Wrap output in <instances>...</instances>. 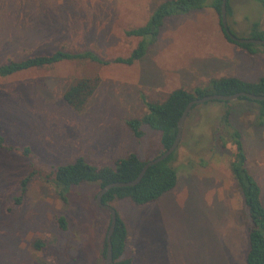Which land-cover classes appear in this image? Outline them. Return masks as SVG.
<instances>
[{
	"label": "rangeland",
	"instance_id": "1",
	"mask_svg": "<svg viewBox=\"0 0 264 264\" xmlns=\"http://www.w3.org/2000/svg\"><path fill=\"white\" fill-rule=\"evenodd\" d=\"M164 1L0 0V64L62 46L105 60L127 57L143 38L126 31L146 24ZM213 2L167 17L156 42L132 65L65 60L0 76V133L31 154L0 148V264H105L101 251L111 214L97 205V186L73 189L66 203L37 173L23 202L14 204L22 178L78 157L95 165H113L132 152L151 160L162 151L160 134L146 128L139 141L125 122L147 112L143 94L162 100L174 89L193 91L215 77L264 76V44L250 53L230 42ZM229 2L228 22L237 36L249 37L254 22L264 30L257 0ZM83 77L100 81L76 110L63 96ZM227 109L264 203V126L255 125L256 105L238 99L199 104L187 117L173 161L177 186L146 205L128 198L111 203L127 225L134 264H245L249 218L230 170L232 149L220 141L219 121ZM32 164L37 166L30 169ZM58 214L68 221L65 231L55 221ZM36 240L43 248H35Z\"/></svg>",
	"mask_w": 264,
	"mask_h": 264
},
{
	"label": "trees",
	"instance_id": "2",
	"mask_svg": "<svg viewBox=\"0 0 264 264\" xmlns=\"http://www.w3.org/2000/svg\"><path fill=\"white\" fill-rule=\"evenodd\" d=\"M222 1L214 0L212 4L220 14V24ZM257 2L264 10V0H257ZM204 5L205 0H165L160 3L146 24L126 31L129 36L143 38L137 48L127 57L105 60L91 50L73 52L68 50L66 46H62L52 53L30 55L20 60L9 59L6 63L0 64V76L7 77L20 71L50 66L65 60H91L103 64L114 62L132 65L141 60L145 56L148 47L156 42L167 17L184 14L193 9H201ZM227 7L228 15H230L232 10L229 0H227ZM249 37L264 39V30L259 28L258 22L253 23L252 33ZM228 40L245 48L250 53H256V46L260 45L238 43L231 38ZM99 81V77H83L73 82L64 92V100L74 109L82 110L95 92ZM241 91L264 95V76L257 81H246L234 76L215 77L209 80L208 85L198 86L193 91L183 87L174 89L162 100L151 101L143 94L142 99L147 112L141 117L126 119L125 122L139 141H142L146 136V128L157 131L160 134V144L162 146L160 153H162L173 144L178 132L179 119L191 100L208 94L230 95ZM238 100L254 103L257 111L255 125L264 126V100H256L246 96H241ZM209 102L225 103L229 101L213 100ZM198 105H194L192 110ZM230 115L231 112L227 109L219 121L220 141L224 147L232 149L230 170L242 192L246 214L249 218L247 228L248 250L245 256V264H264V203L262 189L256 178L246 167L247 154L242 134L232 125ZM0 148L9 151L16 150L24 156L31 155L29 147L18 149L9 144L6 137L1 133ZM176 151L165 160L150 166L137 185L111 188L104 194L103 202L111 204L116 199L128 198L134 205L142 206L159 200L164 194L177 186L178 171L173 165ZM148 161L142 160L136 153L132 152L126 157L117 159L113 165H95L87 162L84 157H78L72 163L50 166L48 170L44 168H40L43 171L39 172L31 170L22 178L20 190L15 197L14 204L23 202L28 184L33 177L38 175L37 173H40V176L43 174L48 182H52L63 202L70 203V195L74 191L73 189L94 184L99 192L102 187L111 182L135 179ZM33 166L37 165L32 164L30 169ZM54 218L61 230L68 229V221L64 215L58 214ZM127 241L128 228L118 213L116 228L112 235L114 264L135 263L133 251L127 252ZM34 245L36 249H41L44 246L41 240H36ZM106 250L107 241L105 238L101 251L103 257L106 256Z\"/></svg>",
	"mask_w": 264,
	"mask_h": 264
},
{
	"label": "water",
	"instance_id": "3",
	"mask_svg": "<svg viewBox=\"0 0 264 264\" xmlns=\"http://www.w3.org/2000/svg\"><path fill=\"white\" fill-rule=\"evenodd\" d=\"M221 27H222V30H223L225 36L227 35L226 36L227 39L231 38L232 40H234L235 42H238V43L264 44L263 38L239 37L232 31V29L229 26V22H228L227 0L222 1ZM241 96H246V97L256 99V100H264V95H257V94L245 92V91L237 92V93L230 94V95L208 94V95H205L203 97H197V98L191 100L187 104L185 110L183 111L181 118L179 119L178 132H177L176 138H175L173 144L168 149L164 150L162 153H160L159 155H157L153 159L149 160L143 166L139 175L135 179H132L129 181L111 182L99 190V192L97 193V196H96L97 205L103 209L109 210L111 213V223H110V227H109L107 234H106L107 250H106V256H105V264H114L112 235H113L115 228H116V224H117V220H118V211L110 203H104L103 202L104 194L106 192H108L111 188H114V187H129V186L137 185L142 180V178L144 177V175L146 174V172L150 166H152V165H154L160 161H163L166 158H168L170 155H172L177 150V148H178V146L182 140L183 130H184V126H185L187 117H188L189 113L191 112L192 107L194 105L203 104V103H206L208 101H213V100L232 101V100H236V99L240 98Z\"/></svg>",
	"mask_w": 264,
	"mask_h": 264
},
{
	"label": "crops",
	"instance_id": "4",
	"mask_svg": "<svg viewBox=\"0 0 264 264\" xmlns=\"http://www.w3.org/2000/svg\"><path fill=\"white\" fill-rule=\"evenodd\" d=\"M231 28V27H230Z\"/></svg>",
	"mask_w": 264,
	"mask_h": 264
}]
</instances>
